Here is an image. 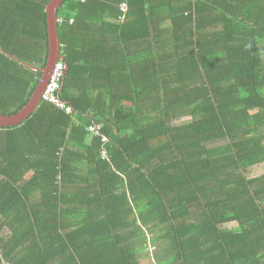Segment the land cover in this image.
<instances>
[{
	"label": "trees",
	"instance_id": "1",
	"mask_svg": "<svg viewBox=\"0 0 264 264\" xmlns=\"http://www.w3.org/2000/svg\"><path fill=\"white\" fill-rule=\"evenodd\" d=\"M48 2L0 0L1 114L41 79ZM57 16L71 111L0 126V264H264V0Z\"/></svg>",
	"mask_w": 264,
	"mask_h": 264
},
{
	"label": "water",
	"instance_id": "2",
	"mask_svg": "<svg viewBox=\"0 0 264 264\" xmlns=\"http://www.w3.org/2000/svg\"><path fill=\"white\" fill-rule=\"evenodd\" d=\"M63 0H49L46 5L47 14V38H48V54L45 65L42 69V76L33 92L30 100L17 112L4 115L0 113V126L7 127L22 122L41 101V94L46 82L50 76L53 65L58 59H62L60 51V42L58 36V16L57 10Z\"/></svg>",
	"mask_w": 264,
	"mask_h": 264
},
{
	"label": "built area",
	"instance_id": "3",
	"mask_svg": "<svg viewBox=\"0 0 264 264\" xmlns=\"http://www.w3.org/2000/svg\"><path fill=\"white\" fill-rule=\"evenodd\" d=\"M119 10L121 13L118 16V19L121 20L125 16L127 11V4L125 1L120 3ZM58 21H60V18H58ZM63 70H64L63 60L59 59L53 65L48 81L46 82L45 87L42 91L41 98L49 102H52L53 104L57 105L59 108H63L66 112H70L71 108L61 103L56 95V91L59 87V83H58L59 77L61 76ZM88 130L94 135L101 136V133L99 132V125L96 124L90 125L88 126ZM101 138H102L101 139L102 142H107V138L105 136H101ZM106 155H107V151L105 150V148H103L102 156L105 157Z\"/></svg>",
	"mask_w": 264,
	"mask_h": 264
},
{
	"label": "crops",
	"instance_id": "4",
	"mask_svg": "<svg viewBox=\"0 0 264 264\" xmlns=\"http://www.w3.org/2000/svg\"><path fill=\"white\" fill-rule=\"evenodd\" d=\"M2 5L4 6V2L2 3ZM2 5H0V8L3 7ZM17 6H18V2H16V7H17ZM4 7H5V6H4ZM8 7L11 8L12 11H14V7H15L14 2H12L11 6H8ZM109 32H110V33H107L106 38H107L110 42L115 41V40L117 39V35L114 34V32H113L112 30H109ZM127 39H128L129 45H130V42H132V40L129 39V38H127ZM118 44H119V42H118ZM90 133H91V132H90ZM86 169H87V164H86V163H83V164L81 165V170H86ZM30 173H31V172H29V173L27 174V176L30 175ZM230 224H233V223H230ZM230 224H229V225H230ZM233 225H234V224H233Z\"/></svg>",
	"mask_w": 264,
	"mask_h": 264
},
{
	"label": "rangeland",
	"instance_id": "5",
	"mask_svg": "<svg viewBox=\"0 0 264 264\" xmlns=\"http://www.w3.org/2000/svg\"><path fill=\"white\" fill-rule=\"evenodd\" d=\"M150 250L152 251V248H150Z\"/></svg>",
	"mask_w": 264,
	"mask_h": 264
},
{
	"label": "bare ground",
	"instance_id": "6",
	"mask_svg": "<svg viewBox=\"0 0 264 264\" xmlns=\"http://www.w3.org/2000/svg\"><path fill=\"white\" fill-rule=\"evenodd\" d=\"M66 70V69H65Z\"/></svg>",
	"mask_w": 264,
	"mask_h": 264
},
{
	"label": "clouds",
	"instance_id": "7",
	"mask_svg": "<svg viewBox=\"0 0 264 264\" xmlns=\"http://www.w3.org/2000/svg\"><path fill=\"white\" fill-rule=\"evenodd\" d=\"M59 60V59H58Z\"/></svg>",
	"mask_w": 264,
	"mask_h": 264
}]
</instances>
